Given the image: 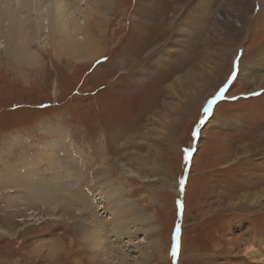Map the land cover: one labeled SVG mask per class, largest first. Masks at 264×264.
Wrapping results in <instances>:
<instances>
[{"label":"rangeland","instance_id":"obj_1","mask_svg":"<svg viewBox=\"0 0 264 264\" xmlns=\"http://www.w3.org/2000/svg\"><path fill=\"white\" fill-rule=\"evenodd\" d=\"M263 4L254 0L234 40L219 30L221 40L209 43L215 49L204 44L210 24L180 25L183 10L173 0H110L98 53L87 59L33 46L38 62L28 66L1 42L0 264H264V202L244 199L264 188V88L251 67L264 59ZM182 28L190 38L177 43ZM189 73L208 81L195 77L186 91L170 94L176 77ZM64 136L74 158H83L76 163L88 165L76 180L90 214L76 200L47 206L34 194L15 195L19 185L10 178L23 175L17 165ZM119 164L138 176L127 177ZM106 170L122 202L140 214L136 221L126 214L128 236L106 227L98 233L117 251L109 260L108 249L80 231L95 219L109 228L106 200L94 192L106 187L95 177ZM253 247L260 257L248 254Z\"/></svg>","mask_w":264,"mask_h":264},{"label":"bare ground","instance_id":"obj_2","mask_svg":"<svg viewBox=\"0 0 264 264\" xmlns=\"http://www.w3.org/2000/svg\"><path fill=\"white\" fill-rule=\"evenodd\" d=\"M5 1H11L14 4H11L8 8L0 7V43H5L4 46L6 51L11 54L10 56H12L15 61L28 66L35 65L36 62H38V53L35 50H32L33 46L44 47V45H50V47L53 48L57 54H60L63 51V54H67L68 57L77 60L81 58L87 59L88 56H94L98 53L97 48L102 42L100 41L102 39L101 29L106 24L105 13H108L110 0H22L24 7L21 6L20 0H0V3ZM173 2L177 7H180L183 10L179 16L180 25L189 24V28H191L193 26L203 27L205 23H208V25L210 24L207 29V36L209 35V37H207L204 42L208 49H215L216 44L212 47L209 43L212 40H221L219 36L221 35L219 34L220 31L224 32L225 36H227L229 40H234L237 32L249 24L254 6V0H173ZM262 9L264 12V4ZM26 12H28V16ZM38 13L40 15H38ZM33 14H35L34 18ZM189 32L190 29H177V32L173 35L174 41L179 43L183 41L184 38H190ZM210 38L212 39L210 40ZM170 44L171 45L167 48L174 46V44ZM169 53V49L164 50L161 57L164 58ZM251 67H253L252 72L257 73L260 77L258 87L264 88V59L254 61ZM195 77L199 78V81L204 84L208 81L205 79L207 77H202L197 74L194 75L189 73L186 75H178L174 86L168 85L169 87L167 89L170 94L175 89L186 91V88H189L191 85L189 83L195 81ZM61 138H63V141L60 139L61 142L58 140L59 142L52 141L45 142L44 145L42 144L43 146L38 148L39 155L36 156L35 160H31V162H26L24 160L17 165L18 170L23 168V175L21 171V175L14 171L13 176L10 178L13 183L15 182V184L18 183L19 185V188H16L17 190L15 189V195L19 197L20 194L22 195L23 193V195L28 194L27 196L31 197V195L34 194V196H32L34 199H39L40 203L42 202V205L47 206L54 205L55 203L60 205L63 201L66 200L68 202L67 199H72L76 200L78 205L80 202L83 203L87 207L83 208L88 212H92L93 206L84 200V197L80 194V189H83V185L80 188V185L76 180L77 176L80 178H85L87 176L88 171L85 167L88 165L82 163L83 161L79 164L76 163L78 161L75 160H78L79 158H74L77 154L74 146L67 142V138L65 136ZM60 154L64 155V162L60 161ZM80 159L79 161L83 158L81 160ZM40 164H43L47 170L43 171V168H40ZM124 165L125 164H119V167L122 170L121 172L124 175L127 177L138 176L137 174H134L135 170L132 171L125 168ZM103 174L104 175H102V171H100L97 175H95V177L98 180H103L106 187L104 188V186L101 185L103 191L97 188L94 189V192L97 195V199H101L104 202L106 200L109 210V218L107 219L111 220L109 228H107L106 222L105 225L102 226V223L98 222L99 220L97 221L94 218L95 223L93 225H91L89 221L86 225L81 224L80 231L82 233H90L89 235L92 234V240L95 244L97 243L99 245L100 249L107 248L108 251L106 252V257L109 260L112 259L111 254L115 253L116 250L115 248H112L114 246L108 242L106 238V242H104V240L102 241V235L98 233L104 231V227H106V231L109 230V233L113 236L116 235L117 238L122 235L124 236L128 230L126 229L128 224L125 221L127 218L126 214L128 212H131V215L134 213L135 217H133V221H136V217L140 214L136 212V209L138 208L135 209L131 202H122L120 190L118 187H112L107 170L106 174ZM31 179H36V181H38L36 182L38 183V187L35 182L30 181ZM78 180L81 181L79 178ZM83 193L84 190L82 191V194ZM121 194L123 195V193ZM244 199L255 203H263L264 188H262L258 194L248 195L244 197ZM120 211L121 213H118ZM84 226L88 229H85ZM109 233H107V236ZM127 234L126 236H128ZM129 241L132 242V244L145 242L141 239L138 241L130 239ZM129 243L127 245H130ZM134 248H136V246ZM248 254H252L254 258L255 256L260 257V253L255 247L248 250ZM141 255L145 260L147 254L141 252ZM261 260L262 259L259 261ZM120 264H123V262L121 261Z\"/></svg>","mask_w":264,"mask_h":264},{"label":"snow or ice","instance_id":"obj_3","mask_svg":"<svg viewBox=\"0 0 264 264\" xmlns=\"http://www.w3.org/2000/svg\"><path fill=\"white\" fill-rule=\"evenodd\" d=\"M229 82H231V78H230ZM226 87H227V85H225V87H222V88L220 89L219 93L217 94V96H222L223 93H224V91H225V88H226ZM211 107H212V101L209 102V104H208V108L205 109V115H207L208 110L211 109ZM195 134H196V133L193 132V135H194V136H195ZM185 159H187V155H186ZM181 185H183V181H181ZM177 207L179 208L180 205L178 204ZM178 230H179V229H177V231H178ZM174 240H175V237H174ZM177 250H178V245H177L176 243H173V247H172V255H173V257L176 256V254H177Z\"/></svg>","mask_w":264,"mask_h":264},{"label":"water","instance_id":"obj_4","mask_svg":"<svg viewBox=\"0 0 264 264\" xmlns=\"http://www.w3.org/2000/svg\"><path fill=\"white\" fill-rule=\"evenodd\" d=\"M179 220H180V218H179Z\"/></svg>","mask_w":264,"mask_h":264}]
</instances>
